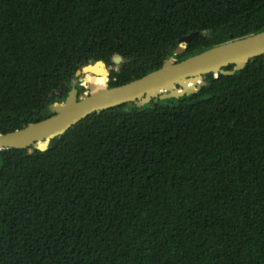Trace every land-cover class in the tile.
Returning <instances> with one entry per match:
<instances>
[{
	"label": "trees",
	"instance_id": "16d2710c",
	"mask_svg": "<svg viewBox=\"0 0 264 264\" xmlns=\"http://www.w3.org/2000/svg\"><path fill=\"white\" fill-rule=\"evenodd\" d=\"M262 30L264 0H0V133L50 115L87 64L117 66L112 87L191 32L177 60ZM204 80L1 149L0 264H264V54Z\"/></svg>",
	"mask_w": 264,
	"mask_h": 264
},
{
	"label": "water",
	"instance_id": "95a60500",
	"mask_svg": "<svg viewBox=\"0 0 264 264\" xmlns=\"http://www.w3.org/2000/svg\"><path fill=\"white\" fill-rule=\"evenodd\" d=\"M198 31L179 38L178 46L172 56L164 59L162 65L141 77L133 78L112 87L108 85L109 66L98 60L87 64L76 71V77L84 74L86 84H91L86 91L79 94L76 87H71L64 101H56L49 105L50 115L29 122L20 128L0 133V150L6 148H25L28 153L35 150L46 151L50 141L86 116L126 103L128 106L142 107L157 100L179 98L199 91L202 86H209L204 75L212 73L231 75L242 70L246 63L264 54V30L217 44L197 54L176 60L177 55L185 51V47ZM115 63L122 61L121 56L113 58ZM233 65L232 69H224ZM105 76V82L97 85L89 82L93 77ZM86 86V85H85ZM62 98L63 90L51 92Z\"/></svg>",
	"mask_w": 264,
	"mask_h": 264
},
{
	"label": "flooded vegetation",
	"instance_id": "af4514ba",
	"mask_svg": "<svg viewBox=\"0 0 264 264\" xmlns=\"http://www.w3.org/2000/svg\"><path fill=\"white\" fill-rule=\"evenodd\" d=\"M176 60H177V58H176ZM122 62V61H121ZM121 62H119V63H117V64H121ZM107 66H109V76H110V74L112 73V71L114 70V69H116L117 68V66H114L113 68H111V66H113V65H110V64H107ZM83 75V77H84V74H82ZM78 78V80H79V77H77ZM108 80H109V77H108ZM108 82V81H107ZM79 85H82L80 82H74L73 81V83H72V87H76L77 89H78V92H79V94L80 93H82V92H84V91H86V89L84 90V91H81L80 92V90H79ZM68 93V92H67ZM67 95V94H66ZM66 95L64 96L63 95V97L62 98H60L61 100L60 101H64V99H65V97H66ZM56 97V96H55ZM154 102V99L150 102V103H153ZM157 102V101H156ZM154 105V104H153Z\"/></svg>",
	"mask_w": 264,
	"mask_h": 264
},
{
	"label": "bare ground",
	"instance_id": "6f19581e",
	"mask_svg": "<svg viewBox=\"0 0 264 264\" xmlns=\"http://www.w3.org/2000/svg\"><path fill=\"white\" fill-rule=\"evenodd\" d=\"M84 79V78H83ZM92 81L93 84H97V85H102L105 82V76L102 75L100 77H93L91 79H89V82ZM86 82V80L84 79V83ZM86 84V83H85Z\"/></svg>",
	"mask_w": 264,
	"mask_h": 264
},
{
	"label": "rangeland",
	"instance_id": "374dc122",
	"mask_svg": "<svg viewBox=\"0 0 264 264\" xmlns=\"http://www.w3.org/2000/svg\"><path fill=\"white\" fill-rule=\"evenodd\" d=\"M128 61V59H125V61L124 62H127ZM123 62V61H122ZM121 62V63H122ZM114 66H111V68H113ZM85 79V77H83V75H80L79 76V80H78V82H80L81 84H82V86L85 88V89H88L87 87H89L91 84H85L84 83V79ZM73 81L76 83L77 82V80L75 79H73L72 81H71V85H72V83H73ZM91 83H92V81H90ZM86 85V86H85Z\"/></svg>",
	"mask_w": 264,
	"mask_h": 264
}]
</instances>
